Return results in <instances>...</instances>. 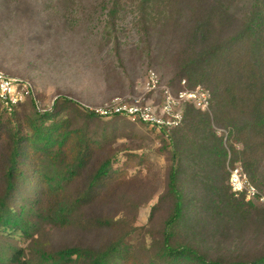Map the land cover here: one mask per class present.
I'll list each match as a JSON object with an SVG mask.
<instances>
[{
  "label": "trees",
  "instance_id": "obj_1",
  "mask_svg": "<svg viewBox=\"0 0 264 264\" xmlns=\"http://www.w3.org/2000/svg\"><path fill=\"white\" fill-rule=\"evenodd\" d=\"M222 1L210 0V4L219 3L222 13L229 11ZM142 2L151 4L154 0ZM215 18L203 19L196 33H206L207 25L211 27ZM236 46L241 50L237 51ZM221 66L232 67L233 73ZM184 72L189 74V88L202 84L212 93L211 111L216 110V121H226L233 128L230 147L212 129L209 113L191 106L185 121L188 119V130L194 137L183 133V126L161 130L172 140L176 163L169 172L168 189L160 195L149 221L162 202L169 200L172 206L150 242L144 237L135 242L128 240L136 231L149 229L148 225L135 227L119 213L94 217L85 211L118 181L116 176L121 171L115 165L119 160L116 154L97 157L104 145L96 139L92 124L102 117L81 110L66 97L57 99L53 109L45 113L34 106L33 114L23 113L20 108L26 103L13 112L0 105V264H264V252L251 259L211 255L204 245L205 238L196 232L197 222L207 208L199 205L195 190L189 186L191 178L198 181L202 175V169L192 165L204 162L210 166L212 184L205 183L202 192L210 193L212 217L240 225L254 217L264 219V204L236 196L226 171L230 157V163H241L264 193L256 182V167L264 157V10L257 6L228 39H214L185 62ZM212 76L215 83L205 84ZM181 81L178 87L175 83L169 85L178 90ZM242 114L249 121L238 128L235 118ZM77 119L82 120L80 125L75 123ZM185 137L191 140L183 148L181 140ZM245 139L254 141V146L246 143L238 150L236 142ZM48 224L62 229H125L102 246L73 244L46 250L39 236ZM29 240L34 246H30L32 256L27 257L25 247L19 243Z\"/></svg>",
  "mask_w": 264,
  "mask_h": 264
},
{
  "label": "rangeland",
  "instance_id": "obj_2",
  "mask_svg": "<svg viewBox=\"0 0 264 264\" xmlns=\"http://www.w3.org/2000/svg\"><path fill=\"white\" fill-rule=\"evenodd\" d=\"M142 1L0 0V68L30 80L45 103L66 97L76 107L89 111V106L141 94L151 69L164 83L178 87L180 80L189 77L184 72L186 61L214 39L223 41L234 35L257 6L264 10V0H223L222 5L229 8L223 13L219 3L210 4V0ZM208 16L216 17L213 25H207L206 33H196ZM236 50L241 47L236 46ZM220 68L233 73L230 66ZM204 83L213 85L214 76ZM20 109L26 114L34 112L29 102ZM214 110L208 112L212 129L230 147L233 128L226 121H216ZM235 119L238 128H244L249 121L245 114ZM81 121L77 119L75 123L80 125ZM92 126L96 139L104 145L97 157L116 154L119 160L115 165L121 171L116 176L118 181L85 211L94 217L119 213L135 227L148 225L149 229L136 231L128 240L135 242L144 237L150 242L171 211V202L164 201L149 221L160 195L168 189L169 172L176 163L172 140L156 128L123 117L102 118ZM182 126L183 133L194 137L188 130V119ZM189 140H181L183 148ZM245 140L236 142L238 150L244 149L246 143L254 146V141ZM261 159L256 167V182L264 190V157ZM192 166L202 169V175L198 181L191 178L189 186L195 190L199 205L207 208L197 222L196 232L205 238L204 245L211 255L251 259L263 253L264 219L254 217L240 225L212 217L210 193L202 192L205 183L212 184L210 166L204 162ZM123 228L62 229L48 224L42 228L39 243L46 250L73 244L102 246L124 233ZM19 245L25 247L27 257L32 256L30 246L34 242Z\"/></svg>",
  "mask_w": 264,
  "mask_h": 264
},
{
  "label": "built area",
  "instance_id": "obj_3",
  "mask_svg": "<svg viewBox=\"0 0 264 264\" xmlns=\"http://www.w3.org/2000/svg\"><path fill=\"white\" fill-rule=\"evenodd\" d=\"M181 86L176 90L164 83L156 70L151 69L141 94L117 97L104 104L89 106L88 110L102 118L123 117L160 131H170L182 126L189 106L211 111L212 93L208 88L202 84L189 88L186 79L181 81ZM27 102H31L39 113H45L53 109L55 100L45 103L30 80L9 75L0 68L1 107L13 112ZM227 169L229 184L236 196L244 195L248 201L264 204V193L252 182L241 163L232 164L229 157Z\"/></svg>",
  "mask_w": 264,
  "mask_h": 264
}]
</instances>
